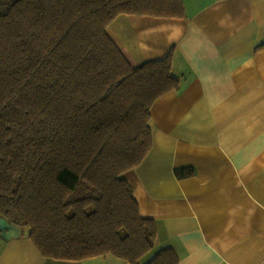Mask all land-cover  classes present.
I'll use <instances>...</instances> for the list:
<instances>
[{"label": "trees", "instance_id": "obj_1", "mask_svg": "<svg viewBox=\"0 0 264 264\" xmlns=\"http://www.w3.org/2000/svg\"><path fill=\"white\" fill-rule=\"evenodd\" d=\"M121 15L183 16L181 0H0V219L42 257L154 247L125 175L152 149L150 112L178 88L171 52L132 66L108 34ZM178 178L190 175L176 171ZM144 264H178L162 249Z\"/></svg>", "mask_w": 264, "mask_h": 264}, {"label": "crops", "instance_id": "obj_2", "mask_svg": "<svg viewBox=\"0 0 264 264\" xmlns=\"http://www.w3.org/2000/svg\"><path fill=\"white\" fill-rule=\"evenodd\" d=\"M181 3L179 19L121 15L108 28L132 66L171 52L179 80L153 104L152 149L125 179L155 223L154 255L264 264V0ZM0 264L127 263L46 259L22 235L0 238Z\"/></svg>", "mask_w": 264, "mask_h": 264}, {"label": "water", "instance_id": "obj_3", "mask_svg": "<svg viewBox=\"0 0 264 264\" xmlns=\"http://www.w3.org/2000/svg\"><path fill=\"white\" fill-rule=\"evenodd\" d=\"M22 235L26 236L27 232H24L20 228H17L11 224H8L7 221L3 218L0 219V238L2 240L19 238Z\"/></svg>", "mask_w": 264, "mask_h": 264}, {"label": "rangeland", "instance_id": "obj_4", "mask_svg": "<svg viewBox=\"0 0 264 264\" xmlns=\"http://www.w3.org/2000/svg\"><path fill=\"white\" fill-rule=\"evenodd\" d=\"M131 186V185H130ZM132 187V186H131ZM133 190V189H132ZM155 251L151 250L147 255H145L141 260L140 264L147 262L152 256H154Z\"/></svg>", "mask_w": 264, "mask_h": 264}]
</instances>
